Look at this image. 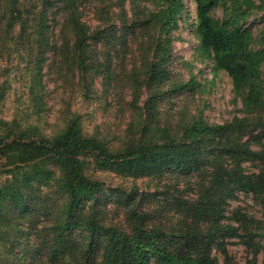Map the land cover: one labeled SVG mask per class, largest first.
Masks as SVG:
<instances>
[{
    "label": "trees",
    "instance_id": "obj_1",
    "mask_svg": "<svg viewBox=\"0 0 264 264\" xmlns=\"http://www.w3.org/2000/svg\"><path fill=\"white\" fill-rule=\"evenodd\" d=\"M125 1L121 0V3ZM195 1L197 21L194 31L200 39L201 49L213 55L217 66L230 75L250 74L244 62L245 29L230 28L228 22L220 23L212 17L211 12L220 0ZM4 3L7 7L0 6V13L4 10L9 16L4 21L2 17L0 23L5 25L6 33L17 34L18 51L32 55L34 47L39 46L34 62L32 60L29 65L25 109L10 120L0 117V249L8 247L12 255L18 242L22 238L26 240L23 250L19 251L23 260L14 258L13 263L7 264H19L17 261H23L21 264H218L215 258L181 252L171 244L182 238L191 240L236 234L238 227L227 225L228 229H224L219 223L223 217L222 205L226 196L233 195L237 187L263 193L264 167L249 173L243 171L240 164L248 159L264 164V148L254 150L249 147V142L239 144L231 138L244 131L250 143L261 140L259 134L255 135L254 124L264 118L256 111H249L230 122L211 124L202 116H194L176 135L161 126L151 132L147 129L152 126L149 125L140 134L143 136L136 137L122 149H115L99 133L86 130L77 113L66 120L61 132L49 134L43 123L48 102L42 64L45 51L56 46L50 39V26L46 25L49 7L44 8L37 19L30 18V12L22 9L24 0H5ZM243 3L235 6L232 13L239 17L238 21L248 14L249 6L246 10L241 9ZM184 6L185 0H164L156 10L149 11L146 23L137 19L132 25L145 24L167 35L176 26L177 15ZM72 25L74 55L79 66L84 62L88 69V65L94 64L88 54L91 44L88 29L79 20L74 19ZM106 31H101L96 39L110 43ZM164 60L161 58L151 64L148 77L149 86L155 93L148 99L146 109L154 116L158 101L164 99L166 93L192 89L195 84L192 80L170 85L171 90H162L161 86L170 78ZM253 95V104L264 108V84L255 87ZM223 156L233 158L236 165L216 167L210 183L214 187L208 191L206 199L201 198L206 207L202 220L219 225L201 231L198 221L196 227H188L185 232L182 229L180 233L169 232L158 225L146 226L149 214L133 209V203L137 198L143 202L152 199L150 194L139 193V190L128 194L124 189L116 204L128 209L130 219H133L132 229L127 231L107 223L105 198L112 192L91 170L92 166L102 170L115 168L135 178L150 175L167 178L170 173H187L200 168L199 164L206 159L213 162ZM194 211L197 212V205ZM238 216L247 218L245 213H238ZM254 236H264V233L251 234L248 245H252ZM26 255L31 259L26 260ZM39 256L45 261H37ZM256 256L245 264H259ZM262 261L264 264V259Z\"/></svg>",
    "mask_w": 264,
    "mask_h": 264
},
{
    "label": "rangeland",
    "instance_id": "obj_2",
    "mask_svg": "<svg viewBox=\"0 0 264 264\" xmlns=\"http://www.w3.org/2000/svg\"><path fill=\"white\" fill-rule=\"evenodd\" d=\"M163 1L136 0L133 3V0H126L122 4L121 0H24L22 9L30 12V18L39 19L42 10L49 7L46 25L50 26V39L56 43L45 51L42 63L48 102L43 123L49 134L61 132L66 120L77 113L81 115L86 130L99 133L115 149H122L136 137L143 136L140 134L149 125L152 126L147 129L151 132L161 126L176 135L194 116H202L211 124L230 122L249 111H256L264 118V108L253 104V89L264 84V0H220L211 12L216 21L228 22L230 28L241 27L247 32L244 62L250 74L238 77L219 68L213 55L201 49L200 39L194 31L197 21L195 0H185L184 9L177 15L176 26L167 35L145 24L133 27L132 23L137 19L146 23L149 11L156 10ZM4 2L0 0V6L6 8ZM242 2V10L249 6L248 14L238 21L239 17L232 13L235 6ZM8 16L9 13L3 10L0 20L3 17L4 21ZM74 19L87 27L91 38L88 54L94 64L88 65V69L84 62L79 66L73 52ZM16 27L19 30V26ZM105 30L110 35V43L96 39ZM5 31L1 22L0 117L10 120L25 109L24 103H28L25 85L28 86L29 65L32 60L34 62L39 46L34 47L32 55L19 52L17 34ZM161 58H165L164 63L170 73L169 80L161 86L162 90L192 80L195 84L192 89L166 93L165 98L158 101L154 116L146 109L148 99L155 93L149 86L148 77L151 64ZM263 125L264 121L254 124L255 135L259 134L261 140L250 143L248 134L240 131L231 141L239 144L249 142V147L254 150L264 148ZM210 161L206 159L199 164L200 168L187 173H170L167 178L165 175L135 178L115 168L102 170L92 166L91 170L112 192L105 198L107 223L130 231L133 219H130L128 209L116 202L122 189L128 194L135 190L139 193L144 191L152 199L143 202L137 198L133 209L147 211L149 218L145 221L146 226L158 225L175 233L196 227L198 221L201 231H208L219 223L224 229H228L227 225L239 228L233 235L191 240L182 238L173 242L171 247L181 252L210 256L218 264H245L257 255L261 264L264 259V236H254L252 245H248L247 241L256 231L264 233V191L258 194L237 187L233 195L226 196L219 223L210 224L202 220L206 207L201 198L206 199V194L214 187L210 183L215 168L236 165L229 156ZM240 166L243 171L254 173L264 164L248 159L243 160ZM158 197L160 202L157 205ZM196 205L197 212L194 211ZM238 213H245L247 218L239 217ZM25 242L22 238L12 255L8 247L1 248L0 264L13 263L14 258L23 260L19 251L23 250ZM28 259H31L30 255H26ZM37 261L44 262L45 258L39 256ZM17 262L21 264L23 261ZM152 263L155 261L152 260Z\"/></svg>",
    "mask_w": 264,
    "mask_h": 264
}]
</instances>
